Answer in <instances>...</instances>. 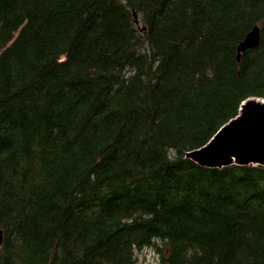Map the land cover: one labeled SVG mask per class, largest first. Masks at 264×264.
I'll return each mask as SVG.
<instances>
[{"label": "trees", "instance_id": "obj_1", "mask_svg": "<svg viewBox=\"0 0 264 264\" xmlns=\"http://www.w3.org/2000/svg\"><path fill=\"white\" fill-rule=\"evenodd\" d=\"M255 97L264 0H0V264H264V168L185 159Z\"/></svg>", "mask_w": 264, "mask_h": 264}, {"label": "water", "instance_id": "obj_2", "mask_svg": "<svg viewBox=\"0 0 264 264\" xmlns=\"http://www.w3.org/2000/svg\"><path fill=\"white\" fill-rule=\"evenodd\" d=\"M259 34L260 29L258 27H255L252 31H250L246 39L238 47L239 54L244 53L247 50L256 48L259 44ZM258 108H264V103L258 102L255 99L248 100L242 107L240 117L232 120L228 125H226L207 147L197 151H193L191 153H187V158L205 167H222L231 165L233 163H260L264 165V163L260 161L234 160L233 157V153L243 152V150L247 148V145H243L241 143L247 137L248 128L264 123V120H258V118L255 117V109ZM220 153L226 154L224 162L208 163L200 161L201 158L210 159ZM1 240L2 233L0 232V244Z\"/></svg>", "mask_w": 264, "mask_h": 264}, {"label": "bare ground", "instance_id": "obj_3", "mask_svg": "<svg viewBox=\"0 0 264 264\" xmlns=\"http://www.w3.org/2000/svg\"><path fill=\"white\" fill-rule=\"evenodd\" d=\"M242 44V43H241ZM240 44V45H241ZM239 45V46H240ZM239 52V51H238ZM246 52V51H245ZM240 55V54H239ZM250 99H255L257 100L258 102H261V103H264V97L263 98H249L247 100H245L241 106H240V109H239V112L237 114L236 117H234L233 119H231L228 123H226L224 126H222L219 131L214 135V137L206 144L204 145L203 147L201 148H198V149H195L193 151H197V150H200V149H203L205 147H207L212 141L213 139L218 135V133L226 126L228 125L232 120H235L237 119L238 117H240L241 115V111H242V107L243 105ZM256 110V115L255 117L258 118V120H264V108L260 109H255ZM240 135V134H239ZM238 136V135H237ZM232 139V138H231ZM242 140V139H241ZM243 145H247V148H245L243 150V152H238V153H233V157H234V160H242V161H249V160H256V161H260L262 163H264V123H261L260 125H254L253 127H249L248 128V134H247V137L244 139V141L241 143ZM231 145V144H230ZM193 151H189V152H186L185 154V159L186 160H190L192 162H194L195 164L201 166V167H204V168H211V169H223V168H229L231 166H242V167H246V166H260V167H263L264 168V165L263 164H260V163H233L231 165H228V166H222V167H205V166H202L200 164H198L197 162L191 160V159H188L187 158V153H191ZM211 152V151H210ZM209 152V153H210ZM226 154L224 153H220L218 154L217 156L215 157H212L210 159H207V158H201L200 161L202 162H208V163H219V162H224V158H225ZM240 162V161H239ZM2 233V232H1ZM2 239H3V235H2ZM2 245V240H1V244L0 246Z\"/></svg>", "mask_w": 264, "mask_h": 264}, {"label": "rangeland", "instance_id": "obj_4", "mask_svg": "<svg viewBox=\"0 0 264 264\" xmlns=\"http://www.w3.org/2000/svg\"><path fill=\"white\" fill-rule=\"evenodd\" d=\"M137 256L139 264H163L162 254L155 249L142 250Z\"/></svg>", "mask_w": 264, "mask_h": 264}]
</instances>
